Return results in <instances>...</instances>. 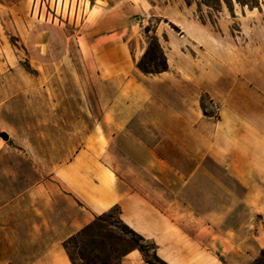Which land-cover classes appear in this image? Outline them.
<instances>
[{"label":"crops","instance_id":"obj_1","mask_svg":"<svg viewBox=\"0 0 264 264\" xmlns=\"http://www.w3.org/2000/svg\"><path fill=\"white\" fill-rule=\"evenodd\" d=\"M139 1L161 10L167 70L138 68L146 45L140 34L131 46L122 16L86 39L99 115L73 154L64 124L0 136V170L15 151L30 164L7 166L11 179L25 174L13 193L0 183V264H72L63 242L116 206L168 264H252L264 250V42L221 58L192 4ZM40 140L36 160L25 143ZM121 263L148 264L137 248Z\"/></svg>","mask_w":264,"mask_h":264},{"label":"rangeland","instance_id":"obj_2","mask_svg":"<svg viewBox=\"0 0 264 264\" xmlns=\"http://www.w3.org/2000/svg\"><path fill=\"white\" fill-rule=\"evenodd\" d=\"M146 3V0H143ZM159 2L164 0H148ZM192 4L193 18L209 24L215 34L214 51L223 57L224 49L236 57L240 47L249 57L264 42V1L250 11L238 0H222L221 7L212 8L202 0H182ZM139 0H0V129L12 139L15 135L40 137L41 133L62 134L64 124L71 134L72 154L83 144L82 137L94 128L99 111L90 71L86 65V39L92 40L103 28H110L122 16H129L125 37L132 47L142 35L146 49L151 35L163 17L156 10L139 9ZM148 5V3H147ZM149 6V5H148ZM149 20V31L139 19ZM123 31V30H122ZM120 29L103 34H118ZM198 49V47H196ZM140 60V59H139ZM159 63V62H158ZM205 102V96H203ZM94 110H87V105ZM67 118L69 121H67ZM63 119H65L63 121ZM47 126V127H46ZM13 143V140H12ZM14 144V143H13ZM31 155L39 160L38 146L43 141L27 142ZM15 151L0 170V183L13 193L24 184L25 174L17 180L6 174L7 166L19 171L29 169L28 162H20ZM115 215L117 212L114 213ZM118 232V229H114ZM115 242L123 253L137 245L128 234L127 240L107 238ZM142 243V242H140ZM143 244V243H142ZM146 244V243H144ZM147 253L152 251L147 248ZM111 264H119L112 258ZM264 264V257L257 263Z\"/></svg>","mask_w":264,"mask_h":264},{"label":"trees","instance_id":"obj_3","mask_svg":"<svg viewBox=\"0 0 264 264\" xmlns=\"http://www.w3.org/2000/svg\"><path fill=\"white\" fill-rule=\"evenodd\" d=\"M238 2L243 6H249L251 9L261 6L260 0H238ZM202 3L216 8L217 6L221 7L222 0H202ZM149 30L147 27L146 31ZM137 66L146 74H155L168 69L166 55L155 34L151 35L149 46L137 62ZM115 212H117L116 215ZM120 213L119 206L112 208L97 216L91 223L63 242L72 264H111L112 258L119 259V264H122V257L131 249L120 253L115 242L109 243L110 249H108L106 239L109 237L110 239L117 238L125 241L128 234L137 242V245L132 249H139L148 264H168L157 255L155 244L124 223ZM114 229L119 231L115 232ZM147 248L152 251L151 255L147 253ZM263 257L264 250L252 264H257Z\"/></svg>","mask_w":264,"mask_h":264},{"label":"built area","instance_id":"obj_4","mask_svg":"<svg viewBox=\"0 0 264 264\" xmlns=\"http://www.w3.org/2000/svg\"><path fill=\"white\" fill-rule=\"evenodd\" d=\"M139 23H140L141 27H142L144 30H146V28L150 25L149 20L146 19L145 17L140 18V19H139ZM215 109H216V111H218V110H219V106H216Z\"/></svg>","mask_w":264,"mask_h":264},{"label":"water","instance_id":"obj_5","mask_svg":"<svg viewBox=\"0 0 264 264\" xmlns=\"http://www.w3.org/2000/svg\"><path fill=\"white\" fill-rule=\"evenodd\" d=\"M0 136H1L4 140H8V139H9V135H8V133H6L5 131H1V132H0Z\"/></svg>","mask_w":264,"mask_h":264}]
</instances>
